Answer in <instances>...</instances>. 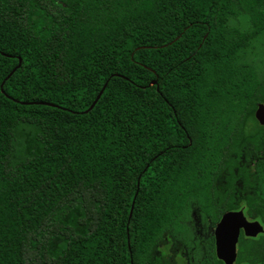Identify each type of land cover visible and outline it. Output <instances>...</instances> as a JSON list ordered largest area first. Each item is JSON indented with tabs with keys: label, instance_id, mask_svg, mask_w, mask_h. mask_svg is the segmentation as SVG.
Returning a JSON list of instances; mask_svg holds the SVG:
<instances>
[{
	"label": "trees",
	"instance_id": "obj_1",
	"mask_svg": "<svg viewBox=\"0 0 264 264\" xmlns=\"http://www.w3.org/2000/svg\"><path fill=\"white\" fill-rule=\"evenodd\" d=\"M257 48L264 0H0V264H222L224 213L264 224Z\"/></svg>",
	"mask_w": 264,
	"mask_h": 264
},
{
	"label": "water",
	"instance_id": "obj_2",
	"mask_svg": "<svg viewBox=\"0 0 264 264\" xmlns=\"http://www.w3.org/2000/svg\"><path fill=\"white\" fill-rule=\"evenodd\" d=\"M20 64L21 62L17 67H19ZM16 68L10 72L8 77L16 70ZM154 83L155 81H153V84ZM105 85L106 84L103 85L102 89L86 112L93 108L97 100L100 98ZM254 116L257 122L264 127L263 103L258 104ZM240 228H243L245 234L249 236H256L258 233H262L264 231L263 227L258 222L247 221L242 210L227 211L224 213L214 230L216 256L219 260L224 262V264H235Z\"/></svg>",
	"mask_w": 264,
	"mask_h": 264
},
{
	"label": "flooded vegetation",
	"instance_id": "obj_3",
	"mask_svg": "<svg viewBox=\"0 0 264 264\" xmlns=\"http://www.w3.org/2000/svg\"><path fill=\"white\" fill-rule=\"evenodd\" d=\"M239 210H242V212H243V214H244V216H245V218H246L247 221H249V222H255V221L258 222V223L263 227V230H264V224H263L260 220L250 219V218L245 214L243 208H242V209H239ZM231 211H238V210H231ZM219 221H220V220H219ZM219 221H218V222H219ZM218 222H217V223H218ZM217 223H216V225H217ZM216 225L213 227V230H212V232H213V238H214V241H213V242H214V243H213L214 246H213V249H212V250H214V254H215V256H216V246H215L214 230H215ZM259 240H261L262 242H260ZM238 242H239V244H244V243H245V244H251V245H254V244L258 243V242L264 244V231H263L262 233H258L256 236H249V235H246V234H245V231H244L243 228H240ZM245 244H244V245H245ZM245 248L250 249L251 246H249V245H245ZM167 250H172V249L169 248V249H167ZM178 250H186V248H179ZM246 251H248V250H246ZM258 251H260V255H258V256L254 255V257H253L254 259H251L250 261L258 260V261H261V262H260L261 264H264V263H262V262H264V250H258ZM247 254L252 255V254H253V251L250 250V252L247 253ZM237 255H238V254H237ZM216 258H217V256H216ZM217 259H218V258H217ZM260 263H259V264H260ZM222 264H224V262H222ZM235 264H253V263H249V261L241 262V261H239L238 256H236Z\"/></svg>",
	"mask_w": 264,
	"mask_h": 264
},
{
	"label": "rangeland",
	"instance_id": "obj_4",
	"mask_svg": "<svg viewBox=\"0 0 264 264\" xmlns=\"http://www.w3.org/2000/svg\"><path fill=\"white\" fill-rule=\"evenodd\" d=\"M256 53L252 57L256 60L257 63H260L264 59V50L262 48H257ZM213 230V229H212ZM213 234V232H212ZM209 234L206 232L205 235L201 234L200 240L202 242L199 243V245L195 248V250H192L193 256L196 258V260L200 261L203 255L209 254L210 247L206 246L207 241L209 240ZM194 246V245H193Z\"/></svg>",
	"mask_w": 264,
	"mask_h": 264
}]
</instances>
